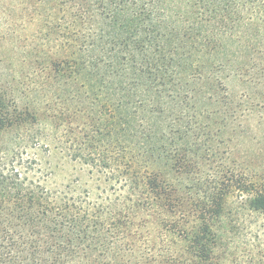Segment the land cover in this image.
<instances>
[{"label": "trees", "instance_id": "1", "mask_svg": "<svg viewBox=\"0 0 264 264\" xmlns=\"http://www.w3.org/2000/svg\"><path fill=\"white\" fill-rule=\"evenodd\" d=\"M24 5L55 21L51 67L73 107L54 118L108 196L53 197L31 178L15 149L39 118L0 82V264H264V224L254 235L246 225L264 219V181L204 170L243 104L224 79L237 76L250 109L264 110V0Z\"/></svg>", "mask_w": 264, "mask_h": 264}, {"label": "rangeland", "instance_id": "2", "mask_svg": "<svg viewBox=\"0 0 264 264\" xmlns=\"http://www.w3.org/2000/svg\"><path fill=\"white\" fill-rule=\"evenodd\" d=\"M24 1L0 0V82L5 94L20 109H30L39 118L35 125H27L21 131L17 138L21 147L15 153L28 161L24 165L29 168L31 178L53 197L67 195L96 202L108 196L106 185L69 150L74 140L69 130L72 126L54 118L62 107H73L66 83L60 81L51 67L58 56L55 21L47 24L44 14L37 15L33 7L22 6ZM223 83L226 93L243 104L235 111L236 122L222 135L224 141L227 136L232 137L219 148L223 158L216 157L204 170H231L253 183L264 181V110L250 109L245 95L251 91L234 74ZM80 117L81 114L72 121L74 129L84 126L85 116ZM155 117L159 123L165 120L163 115ZM220 164L224 168L218 167ZM240 202L236 196L229 198L232 205ZM261 224L263 218H248V232L254 235ZM247 234L244 233L247 241L254 238Z\"/></svg>", "mask_w": 264, "mask_h": 264}]
</instances>
